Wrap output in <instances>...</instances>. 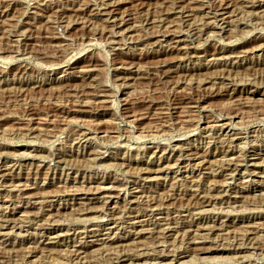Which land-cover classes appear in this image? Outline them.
<instances>
[{"label": "rangeland", "instance_id": "1", "mask_svg": "<svg viewBox=\"0 0 264 264\" xmlns=\"http://www.w3.org/2000/svg\"><path fill=\"white\" fill-rule=\"evenodd\" d=\"M189 1L0 0V264H264V0Z\"/></svg>", "mask_w": 264, "mask_h": 264}, {"label": "bare ground", "instance_id": "2", "mask_svg": "<svg viewBox=\"0 0 264 264\" xmlns=\"http://www.w3.org/2000/svg\"><path fill=\"white\" fill-rule=\"evenodd\" d=\"M192 2H197V0L196 1H189V3L190 4H192ZM256 2H258L259 3V5H260V3L261 2H259L258 0L256 1ZM258 5V6H259ZM106 6V5H105ZM39 7V6H38ZM89 8V7H88ZM225 8L226 7H224V2L223 3H221V4H219L218 5V8H216L215 9V11L214 10H212V11H214V15L215 16H220L221 14H224V13H221V11H224L225 10ZM56 9V8H55ZM102 9H105V8H99V10H102ZM54 11V10H53ZM115 11V10H114ZM117 11V10H116ZM168 11V10H167ZM188 11L189 10H187L186 8H184V7H182V6H180V4H179V2H175L174 4H172V6H171V8H170V11H168V12H163V13H160L159 14V16H157V17H155L154 19H147L146 21H151V22H162L161 20H164L165 18L163 17V16H165L166 14H170V13H172V14H178V16L179 17H182V16H188L189 14H188ZM211 11V12H212ZM53 13V12H52ZM55 13H56V11H55ZM60 13V12H59ZM106 14V13H105ZM213 14V13H212ZM57 15V14H56ZM214 15H213V17H214ZM109 16V15H108ZM6 17V16H5ZM126 17V16H125ZM130 17H131V15H130ZM58 18V17H57ZM124 18V17H123ZM129 18V17H128ZM185 18V17H184ZM45 19V18H44ZM55 19H56V17H55ZM59 19H60V17H59ZM63 19V18H62ZM78 20V19H77ZM122 20V19H121ZM131 20H132V18H131ZM56 21H58V20H56ZM126 20H122V24H124V22H125ZM129 21V20H128ZM55 22V21H54ZM114 23V22H113ZM119 23V22H118ZM59 24V23H58ZM81 24V23H80ZM121 24H119V25H117V26H120ZM150 25V24H149ZM47 26V25H46ZM55 28V27H54ZM209 28V27H208ZM106 29V28H105ZM196 30V29H195ZM51 31V30H50ZM60 36V35H59ZM172 36V35H171ZM174 37L175 38H177L178 37V35H174ZM153 41V40H152ZM180 41H182V40H180V39H177V40H175V42H180ZM154 61V60H153ZM165 63V62H164ZM153 65V64H152ZM160 65H162V64H160ZM211 65H213V63L211 64ZM154 67V66H153ZM170 68V67H169ZM153 69V68H152ZM159 70V69H158ZM153 71V70H152ZM207 72V71H206ZM145 73V72H144ZM208 73V72H207ZM212 76H214L213 74H212ZM211 75H208L207 74V76H203V78H197V79H195V78H193V79H189L190 81H186L185 79H183V78H181V79H183V80H178L177 82H175V84H174V86H182V85H186V84H188L189 82V84L191 85V84H196L197 86H203L204 84H209V83H214V82H216V80H222L223 81V78L225 77V76H219V77H212ZM228 78V77H227ZM143 79V78H142ZM168 79V78H167ZM230 78H228V80H229ZM147 80V79H146ZM225 81V80H224ZM230 83H232V82H230ZM223 84V83H222ZM226 84V83H225ZM233 84H235V83H233ZM232 84V85H233ZM189 85V86H190ZM189 86H188V88H189ZM228 86V85H227ZM187 88V89H188ZM176 89V88H175ZM192 89V88H191ZM81 91V90H80ZM76 92V91H75ZM82 92V91H81ZM78 94H79V92H78ZM80 94H82V93H80ZM1 95V94H0ZM80 97H82V96H80ZM92 97V96H91ZM78 99V98H77ZM190 100V99H189ZM83 103V102H82ZM86 104V103H85ZM176 105V104H175ZM160 106V105H159ZM155 107V106H154ZM159 110V109H158ZM168 110V109H167ZM153 113V112H152ZM151 114V113H150ZM165 115H166V113H165ZM157 116V115H156ZM162 119V118H161ZM43 125V124H42ZM229 145V144H228ZM220 151V150H219ZM227 151H229V150H227ZM226 151V152H227ZM232 152V151H231ZM226 158V157H225ZM224 158V159H225ZM235 158V157H234ZM226 160H227V158H226ZM230 160H231V157H230ZM228 161V160H227ZM238 161V160H237ZM225 162V161H224ZM234 162H236V158H235V161ZM225 163H227V162H225ZM232 163H233V159H232ZM237 163V162H236ZM236 166V165H235ZM97 189H100V190H103V189H106L107 190V188H97ZM25 190V189H24ZM28 190V189H27ZM97 193H99V192H96V194ZM95 194V193H94ZM10 195V194H9ZM200 195V192H197V193H195L194 194V197H198ZM202 196V195H201ZM206 196H202V199L204 200V199H206L205 198ZM90 199V198H89ZM93 199H95V198H93ZM143 199H144V197H143ZM162 200H164V199H162ZM157 201V200H156ZM156 201H154V200H148L147 199V203L148 204H154V202H156ZM167 201V200H166ZM201 201V200H200ZM144 202V201H143ZM164 202V201H163ZM196 202H198V201H196ZM195 202V203H196ZM202 203V202H201ZM204 203V202H203ZM200 204V203H199ZM197 205V204H196ZM51 206V205H50ZM76 206V205H75ZM78 206H80V205H78ZM196 207V206H195ZM82 211H83V213H88L90 210H89V208H83L82 209ZM4 222V224L3 225H1L0 226V229H4L5 227H7L8 226V224H7V220H5V221H3ZM136 223H139V221L138 222H136ZM135 223V224H136ZM165 223V222H164ZM163 224V223H162ZM166 224V223H165ZM139 225V224H138ZM160 225V224H159ZM201 229V228H200ZM200 229H197V228H194V225H191V224H188V225H183L182 227H176V226H171V224H167L166 225V227H163V228H160L159 230H156V231H154V230H149V231H147L148 233H149V235H150V237H157V236H159V237H166V236H171V235H173V233H177V232H179V231H181V232H183L184 234H183V238L184 239H189V238H191V237H194V239L196 238V236L198 237V231L200 230ZM106 230V229H105ZM2 232V231H1ZM90 232V231H89ZM94 232V231H93ZM146 232V233H147ZM99 233V232H98ZM145 233V231L143 232H139L138 234H144ZM147 233V234H148ZM251 233V232H250ZM4 234V233H3ZM2 234V235H3ZM146 234V235H147ZM101 235V234H100ZM177 235V234H176ZM91 236V235H90ZM93 236V235H92ZM91 236V237H92ZM148 236V235H147ZM201 237H203V236H201ZM105 239V238H104ZM114 239V238H113ZM113 239H112V242L111 243H113L112 245V247H121L120 245H118V244H116L117 242L116 241H113ZM101 240H103V239H96V240H94V241H90V247L92 246V245H94L95 243H97L98 241H101ZM106 240H109L107 237H106V239L104 240V241H106ZM201 239L199 238V242H194V244L197 246V248L196 249H198V250H201L202 249V247H201V245L205 242L203 239V241L201 240ZM95 241H97V242H95ZM104 241H101V243H103ZM100 243V244H101ZM110 243V242H109ZM99 244V245H100ZM98 245V244H97ZM104 245V244H103ZM139 247V246H138ZM79 249H80V246H79ZM79 249H76V254H77V256H82V254H84L85 252H83V251H80ZM32 252V251H31ZM27 253V252H26ZM30 253V252H29ZM28 254V253H27ZM87 255V253H85V255L84 256H86ZM94 255V254H93ZM88 257V256H87ZM87 257H85V258H87ZM91 258V257H90ZM116 262L114 263V264H120L122 261H124L123 260V256H120V257H118L116 260H115ZM92 264V263H91Z\"/></svg>", "mask_w": 264, "mask_h": 264}]
</instances>
